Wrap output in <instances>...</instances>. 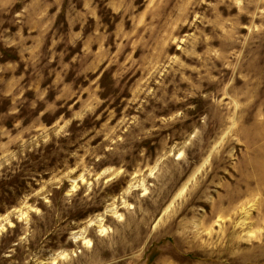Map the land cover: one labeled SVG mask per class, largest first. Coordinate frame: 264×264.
I'll return each mask as SVG.
<instances>
[{"label":"rangeland","instance_id":"rangeland-1","mask_svg":"<svg viewBox=\"0 0 264 264\" xmlns=\"http://www.w3.org/2000/svg\"><path fill=\"white\" fill-rule=\"evenodd\" d=\"M0 264H264V0H0Z\"/></svg>","mask_w":264,"mask_h":264}]
</instances>
